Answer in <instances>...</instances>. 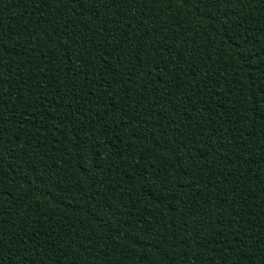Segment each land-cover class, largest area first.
<instances>
[{"label": "trees", "instance_id": "1", "mask_svg": "<svg viewBox=\"0 0 264 264\" xmlns=\"http://www.w3.org/2000/svg\"><path fill=\"white\" fill-rule=\"evenodd\" d=\"M0 264H264V0H0Z\"/></svg>", "mask_w": 264, "mask_h": 264}]
</instances>
